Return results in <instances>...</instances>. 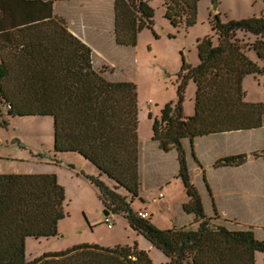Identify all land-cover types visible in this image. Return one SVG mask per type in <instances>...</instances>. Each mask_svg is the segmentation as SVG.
I'll list each match as a JSON object with an SVG mask.
<instances>
[{"label": "trees", "instance_id": "16d2710c", "mask_svg": "<svg viewBox=\"0 0 264 264\" xmlns=\"http://www.w3.org/2000/svg\"><path fill=\"white\" fill-rule=\"evenodd\" d=\"M52 1L0 0V65L4 70L0 101L8 115L52 116L55 152L80 153L125 187L132 198L138 196L145 170L136 82L118 79L112 65L96 64L92 47L53 13ZM150 1L115 0L117 43L136 45L145 28L157 36ZM162 1L165 16L174 26L196 23L199 0ZM210 23L218 42L209 35L199 37V64H182L196 83L194 112L176 117L166 103L161 117L153 120L151 141L165 152L175 148L181 161L186 153L188 158L194 155V136L256 127L264 132V102L245 99L243 88L246 74L264 70L247 52L251 48L264 59V12L227 20L214 13ZM238 30L254 34V40L239 37ZM243 160L242 153L224 158L225 162ZM84 174L110 211H123L135 229L166 254L167 264H256L255 252L264 251V238L254 228L215 224L199 208V199L193 209L204 218L196 226L161 228L136 217L127 195L97 175ZM179 175L191 195L182 164ZM64 202L65 187L55 172H0V264H152L136 242L114 246L83 242L27 259L28 236L58 234V223L66 215Z\"/></svg>", "mask_w": 264, "mask_h": 264}, {"label": "rangeland", "instance_id": "374dc122", "mask_svg": "<svg viewBox=\"0 0 264 264\" xmlns=\"http://www.w3.org/2000/svg\"><path fill=\"white\" fill-rule=\"evenodd\" d=\"M150 2L155 8L153 26L157 36L150 30L142 31L138 36L135 55L138 134L141 137L150 134L154 118L166 103L171 104L175 115H179L181 111L187 114L193 112L195 83L193 78L186 74L187 70L182 68V64L184 61L192 67L199 64L197 50L199 37L209 35L212 36L215 44L218 42L210 23L212 15L220 13L222 19L227 20L259 15L264 11V0H199L196 23L188 27L185 25L176 27L165 16L162 0H151ZM237 35L248 41H253L255 38L254 34L244 30H238ZM95 47L103 49L101 46ZM247 52L259 62L260 66L264 67V61L258 59L253 49L250 48ZM101 60L96 57V64L102 62ZM130 69L132 67L127 65V67H122L121 71L129 74ZM1 74L0 70V76ZM182 85H184L183 95L180 99L179 89ZM243 85L247 96L251 99H261L264 102V70L255 78L251 74ZM0 104V171L46 169L53 161L55 153L52 116L8 115L5 104L1 101ZM70 156L72 155L64 153L54 160L60 166L58 180L65 187L64 210L66 215L60 219L58 234L55 236H29L27 238V259H33L48 250H60L83 242L98 243L104 246L136 242L138 248L148 253L152 264H167L166 254L140 234L123 211H111L113 225L107 226L103 209L106 207L112 210V208L104 204L93 185L81 178L82 176L76 175L74 170L67 165L71 163ZM84 166L85 164H82V167L77 166V168L81 172ZM148 171L151 173L150 168ZM164 177L168 179L166 175ZM101 180L105 182L108 179L102 178ZM147 180L148 178L145 181ZM153 186L142 188L140 196L133 198L125 187L120 192L127 195L128 200H132L130 206L136 217L139 209L147 208L153 212L151 222L166 228L170 223L169 214L165 209L162 210L161 206H157L159 202L153 201V196L160 190L167 194L171 188L173 190V186L170 187L167 183ZM151 212L147 219L151 217ZM183 264L188 263L184 261ZM257 264H264L263 253H258Z\"/></svg>", "mask_w": 264, "mask_h": 264}, {"label": "crops", "instance_id": "0c3cea01", "mask_svg": "<svg viewBox=\"0 0 264 264\" xmlns=\"http://www.w3.org/2000/svg\"><path fill=\"white\" fill-rule=\"evenodd\" d=\"M114 2L115 0H53L52 9L53 13L64 18L73 30L80 32L82 39L92 47L94 59L98 57L102 59V64L106 63L114 66V74L118 79H131L136 82L135 55L138 41L136 45H127L126 47H121L116 42L113 30ZM142 31L139 32L138 36ZM95 46H101L103 49H98ZM258 59L264 61L259 57ZM127 65L132 67L129 74L121 71V68L127 67ZM96 67L99 66L96 65ZM0 70L2 76L4 70L1 65ZM261 73L246 74L243 83L245 84V80L251 74L255 78L256 75ZM245 99L263 101L261 99H251L246 95V91ZM162 108L157 115L158 118L161 117ZM171 113L173 114L174 110ZM173 115L184 118L189 116L190 113L187 114L181 111L179 115ZM152 134L153 129L148 136H139L144 148L143 167L145 175L142 188L145 189L159 183H167L168 186H173V190L171 188L169 193L166 194L160 190L153 196V201L159 202L157 206H161L162 210L165 209L166 213L169 214L170 223L166 228L198 224L204 218L198 216L193 209L195 207L194 202L199 199L201 204L199 208L202 209L205 217L211 219L215 224L225 225L232 229L251 227L264 238V132L262 127L194 136L192 143L194 155L188 158L186 153L183 161L180 160L175 148L167 152L161 150L155 142L151 141ZM185 143L188 145L187 139ZM64 153L72 155L70 156L71 163H69L71 165H67L74 170L76 175L82 176L81 178L93 185L98 194V188L85 176L84 172L97 175L100 179H108L109 181H105L106 184L119 192L124 188L106 173L100 172L89 160L75 151L55 152L54 158H52L53 161L46 169L40 171L26 169L24 171L0 172H55L58 175L60 166L54 160ZM240 153L244 154L242 162L224 161V158ZM82 164L88 166L89 170L85 169L84 166L80 172L79 168L82 167ZM181 164L189 176L191 195L179 175ZM148 168H150L151 173ZM165 175L168 179H165ZM147 178L148 180L145 181ZM160 193H162L161 196ZM138 196H140V193ZM188 202H192L193 206L186 207ZM143 209L150 211L147 208ZM151 218H153V212H151L150 221ZM158 227L165 228L161 225H158ZM258 253L264 254V251L255 252L256 264Z\"/></svg>", "mask_w": 264, "mask_h": 264}, {"label": "built area", "instance_id": "2783aa9c", "mask_svg": "<svg viewBox=\"0 0 264 264\" xmlns=\"http://www.w3.org/2000/svg\"><path fill=\"white\" fill-rule=\"evenodd\" d=\"M9 107H10V105L8 104L7 108H9ZM85 169L89 170L88 166H85ZM159 195L161 196L162 193H160ZM137 213H138V216H140L142 218H146V219L150 216V211L145 210V209H140V210L137 211ZM104 217H105V223L107 224V226L111 227L113 225V221L111 219L110 214L106 215Z\"/></svg>", "mask_w": 264, "mask_h": 264}, {"label": "water", "instance_id": "95a60500", "mask_svg": "<svg viewBox=\"0 0 264 264\" xmlns=\"http://www.w3.org/2000/svg\"><path fill=\"white\" fill-rule=\"evenodd\" d=\"M110 212H111V211H110L108 208H106V207L103 209V214H104V216L109 215Z\"/></svg>", "mask_w": 264, "mask_h": 264}]
</instances>
